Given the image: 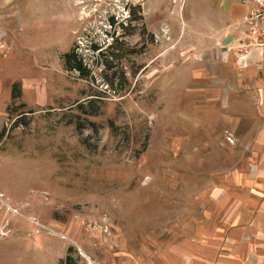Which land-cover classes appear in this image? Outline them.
<instances>
[{
    "label": "rangeland",
    "instance_id": "1",
    "mask_svg": "<svg viewBox=\"0 0 264 264\" xmlns=\"http://www.w3.org/2000/svg\"><path fill=\"white\" fill-rule=\"evenodd\" d=\"M173 3L0 0L12 48L40 60L56 91L49 105L27 109L16 100L6 113L0 228L8 241L0 245V264L164 260L172 230L185 222L187 180L226 165L217 147L208 154L201 140L175 137L183 90L161 74ZM128 16L133 30L125 35L116 24ZM110 17L128 55L103 70L87 48L95 43L104 52ZM72 44L91 71L87 80L62 68L58 57Z\"/></svg>",
    "mask_w": 264,
    "mask_h": 264
},
{
    "label": "crops",
    "instance_id": "2",
    "mask_svg": "<svg viewBox=\"0 0 264 264\" xmlns=\"http://www.w3.org/2000/svg\"><path fill=\"white\" fill-rule=\"evenodd\" d=\"M173 5L161 74L168 75V86L183 90L175 137L201 140L208 154L217 147L226 165L214 174L201 169L190 185L187 180L185 222L172 230L168 253L156 263L264 264V50H238L247 43L243 18L250 6L246 0ZM9 27L0 19V132L16 100L34 109L56 95L40 60L36 65L35 58L14 51ZM7 241L0 228V245Z\"/></svg>",
    "mask_w": 264,
    "mask_h": 264
},
{
    "label": "trees",
    "instance_id": "3",
    "mask_svg": "<svg viewBox=\"0 0 264 264\" xmlns=\"http://www.w3.org/2000/svg\"><path fill=\"white\" fill-rule=\"evenodd\" d=\"M124 8L129 12V7ZM125 19L117 23L116 26L122 31H126L125 35H129L133 29L128 30L126 23H130L131 18L130 16H128V18ZM114 25L115 21L112 17H110L108 19V26L110 30L105 33L106 37L110 39V42H108L105 46L104 52H102L99 46L95 43H90L87 48L92 53L96 52L97 55H99V57L101 58L99 59V64L103 67V70H111L113 66H116L121 59L128 55L127 51H121L123 43L117 41L118 35H115V30L113 29ZM77 47V44H72V46L66 52L60 54L58 58L59 60H61L62 68L64 71L68 73L73 72L76 75L75 77L77 79L87 80L91 78V71L84 63L82 56L77 53ZM16 87L17 86H13L12 88V99L18 97V93L17 91H15ZM2 133L3 131L0 132V137H2Z\"/></svg>",
    "mask_w": 264,
    "mask_h": 264
},
{
    "label": "built area",
    "instance_id": "4",
    "mask_svg": "<svg viewBox=\"0 0 264 264\" xmlns=\"http://www.w3.org/2000/svg\"><path fill=\"white\" fill-rule=\"evenodd\" d=\"M250 8L243 18L247 43L238 48L245 52L248 48L264 50V0H246Z\"/></svg>",
    "mask_w": 264,
    "mask_h": 264
}]
</instances>
